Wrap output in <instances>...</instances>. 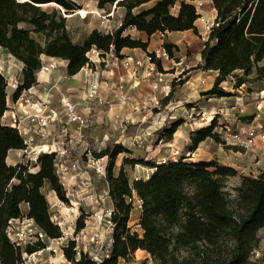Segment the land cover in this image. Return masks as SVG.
<instances>
[{
    "label": "trees",
    "instance_id": "16d2710c",
    "mask_svg": "<svg viewBox=\"0 0 264 264\" xmlns=\"http://www.w3.org/2000/svg\"><path fill=\"white\" fill-rule=\"evenodd\" d=\"M215 18L199 51L202 71L214 72L206 96L225 97L220 84L233 79V87L246 82L264 81V0H210ZM125 6L121 25L112 33L91 30L79 43L71 40L65 25V14L73 12L72 0H0V49L20 65L21 80L13 92V101L22 91L36 84L40 57L65 62L67 77L76 75L87 63V53L95 50L104 56L112 53L119 59L123 49L146 51L147 43L123 35L128 28L147 36L156 33L194 31L199 18L195 8L179 2L173 15L174 0H100ZM151 3L148 8L144 4ZM54 5L50 11L42 6ZM136 8L137 12L132 13ZM169 57L171 44L164 46ZM252 76V78H249ZM181 81L179 84H182ZM6 80L0 74V264H17L18 251L7 240V222L25 215L48 237L57 238L60 230L50 220L49 205L42 193L46 187L54 196L68 203L65 188L56 170L54 154H40L29 171L28 165H7L10 151L24 149L17 130L2 123L7 110ZM173 89L159 105L164 107L172 98ZM252 117H243L250 123ZM183 123L181 119L164 127L159 141H170ZM215 120L209 126L191 132L189 152L205 140H212L233 152H243L225 145L213 132ZM128 153L121 144L107 146L95 159L106 158L104 180L111 206L110 245L100 262L80 252L77 261L70 242L65 256L74 264H119L129 262L138 250L147 254L154 264H256L253 253L258 250L264 233V169L255 177L239 176L233 195L224 190L223 178H233L238 172L216 161L187 162L184 157L166 164L147 163L153 168L146 180L130 183L123 168L133 166L136 159H123V165L113 174L115 159ZM134 192L141 201L138 218L140 233L128 227L133 205L126 200ZM26 210L23 211L22 207ZM84 214L75 220V231L84 228Z\"/></svg>",
    "mask_w": 264,
    "mask_h": 264
},
{
    "label": "rangeland",
    "instance_id": "374dc122",
    "mask_svg": "<svg viewBox=\"0 0 264 264\" xmlns=\"http://www.w3.org/2000/svg\"><path fill=\"white\" fill-rule=\"evenodd\" d=\"M99 1L100 0H72L74 8L72 13L65 14L64 11L60 10L61 16L65 18V25L73 42H81L86 37L88 32L93 29H97L105 34L106 32L112 33L116 30L117 24L122 22L126 11L125 6H118L115 5V3L106 2L102 8H99ZM174 1L177 2L178 0ZM200 1L202 3V7L196 11L199 18L195 21L194 31L184 33H156L148 39L149 50L159 45H162L163 47L166 44L172 45L170 50V60L163 61L162 65L159 64L158 66L159 71L167 73L164 75V79L167 82L166 84L169 85L170 91L173 89L172 98L164 107L161 108L159 102L169 93L165 96L163 92H160L158 87L156 90H153L152 84L150 82H146L147 86L143 87V90H150L152 91V94L143 92L140 93L141 96L148 98V101H146L147 104L145 109H138L137 112V114L142 113L144 116L141 117V115H138V117L133 116L134 118L131 117L122 120L115 119V122L111 121V127H113V125H120L118 130L119 132L109 130L108 134L105 136L101 131L104 128L110 127L108 123L110 121L107 118L103 119L102 117H105L111 109L105 105L98 106L95 102H89L83 98L81 95L83 92L81 84L76 91H68V89H65L63 92L72 102L77 103L79 112L87 117L88 125L80 130H77L73 126H69L67 127V134L60 135L53 141L61 143V146L66 144L72 145V148H67L65 156L57 161L59 163L56 165L57 174L60 179H63L61 181H64L65 184L64 188L68 198V203H63L54 195L50 196L47 193V188H43L42 193L49 205L51 217L54 216L52 217V221L55 223L60 222L63 228L66 229L67 227L70 228L75 225V220L81 213L88 218L86 219L87 224H85V229L89 233V237L93 235L94 237L97 236V238H94V241L92 242H89L88 239L87 242L80 244L79 248L81 251L85 248L86 251H89L91 254H95L97 252L98 255L104 257L106 252L105 250L110 242V234L107 233V225L105 221L97 220L95 217L96 213H103L105 210L111 208L107 196L103 194L106 188L104 175L107 159L104 158L103 160L102 158L100 161L98 160L99 162H97V165L93 164L91 161L96 160L93 156L94 153L99 152L107 146L117 143L121 144L126 150L127 148L130 149L129 151L127 150L128 153H122L117 156L115 159L113 174H117L119 168L123 165L124 158L136 159L138 163L133 166H123L131 183L139 179L145 180L146 176L150 175L149 169L151 168L147 165V163L154 160L152 158L153 155H157L156 158H158V162L163 155L164 150L167 149L169 145H171L174 149L179 150L180 155H182L181 157H186L184 160H188L191 163H196L198 161H216L218 163L221 155H223V153L228 154L229 150L225 149L220 144H215L210 139L200 143L193 152H189L190 134L191 132L197 130L196 128L201 124H203L201 128L209 126L211 121L215 120L217 117L216 122L220 123L218 128L219 133H215H218L222 140L224 137L223 130L226 129L223 126H228V123L222 120V115L230 114L232 115V118H235L237 122H240L238 123L237 128L228 127L231 132L245 129L248 125L252 124L251 122L247 123L242 121V118L244 117L242 115L244 113L240 111V108H243L246 104L250 103H252L251 107H254L255 102L253 99L255 94L264 90V88H258L255 82L249 81L241 85L240 88H235L233 87V79L228 78L225 81L226 84H223L222 86L225 88L223 91H227L229 94H226L225 97L221 98L206 96L202 91H193L191 89L192 86L188 83L185 84L186 86L184 88L182 87L181 91H179L181 86L186 81L194 84L199 82L201 84L200 86L203 87V85L207 84V82L211 79V77L209 78L208 76H212L210 73H202V71L197 69L195 66L198 62L197 58L199 51L206 39V34L214 21L211 17L209 4L207 2L208 0ZM150 5L151 3H147L142 7L148 8ZM53 8H56V6H42V9L47 11H50ZM176 9V7H171L170 13L174 15L177 11ZM136 12L137 9L133 8L132 13ZM108 13H112L110 18L105 19L108 21L101 23L100 17L105 16ZM136 32L137 31L135 29L128 28L123 32V35H129L130 37L136 38L139 37V34H136ZM142 39L145 40L146 38L143 36ZM178 64H181V66H177ZM17 76V72H15V77H13L12 80L17 82L20 81ZM249 78H252V76H249ZM63 79L66 78L64 77ZM181 81L184 82L179 84ZM230 92H232V94ZM133 94V92H130L131 96ZM245 94L246 97L244 96ZM108 95L112 98L113 93H108ZM241 95L245 98H243V104L239 108V106L236 105V98ZM32 96L33 94L28 95L30 102L37 101H33ZM149 96H151V98H149ZM212 99L220 100L222 102V107L219 108L216 104L217 102H214ZM128 101L124 102L123 105L127 104ZM203 101H208L205 102V107H208V105L213 103L211 106L214 108L210 110L207 109L208 111L204 112V106H202ZM93 105H95V107H93ZM24 108L28 110L29 113H33L30 112L32 110L31 106L25 104ZM178 119H181L183 123L173 133L171 140L167 142L159 141L158 137L161 135L163 128ZM120 128H122L123 131H121ZM215 130L216 129H213V132ZM187 153L191 154L187 157ZM179 159L181 158H178L177 160ZM88 160L89 163L88 166H86L85 164ZM33 164L34 163H31L29 165L32 171ZM96 169H98L100 173H97ZM249 174L250 177H253L254 175L252 171L249 172ZM239 176L241 175L238 173V175L234 178L222 179L224 190L231 195L234 194L232 189L235 187V181L237 177L239 178ZM72 177L76 178L79 182L82 181L84 186H81L80 183L78 186L75 183H70ZM74 190H77L78 193H75ZM91 190L93 193H91ZM52 200L60 202V205L53 206V203L51 202ZM139 212L140 209H138L136 205H133L131 217L128 221V227L136 233H140V229L137 225ZM259 235L261 237L258 248L260 255L258 258L253 259L258 260L256 264H264V233L261 232ZM119 264L154 263L144 252H137L133 254V257L129 262L120 260Z\"/></svg>",
    "mask_w": 264,
    "mask_h": 264
},
{
    "label": "built area",
    "instance_id": "2783aa9c",
    "mask_svg": "<svg viewBox=\"0 0 264 264\" xmlns=\"http://www.w3.org/2000/svg\"><path fill=\"white\" fill-rule=\"evenodd\" d=\"M179 2H185L191 4L195 10H199L202 7L200 0H178L174 1L173 8L178 9ZM176 9V10H177ZM112 13H108L105 16H99L101 18V23H104L110 18ZM121 25L118 23L116 29ZM107 33V32H106ZM111 33V32H109ZM95 57V58H94ZM113 59V61L119 65L117 70H121V75L117 79L116 83V99L120 103L128 101L127 97L123 94L125 84L137 80L139 77L142 80H146L152 84V89L156 90L158 87L160 92H163L166 96L169 92V85H167L164 75L167 73L159 71V64L162 65L163 61L170 60V57L164 47L159 45L154 47L149 51H145L141 58H117L112 51L109 53L101 54L95 50H91L90 53H87L88 63L82 69V85L83 92L82 96L89 102H95L96 105L102 106L106 104V99L102 94L101 82L99 80L100 71L95 67L97 63H105L107 58ZM62 61L59 59L50 60L45 62L40 57V68L36 73L37 79L40 75L52 73L61 70ZM141 69L140 75L138 76V71ZM0 74H4V69L0 64ZM4 76V75H3ZM5 78V77H4ZM21 80V79H20ZM39 81V79H38ZM20 81L6 80V86L13 92L17 89ZM37 84V80H36ZM49 84V83H48ZM158 84V85H157ZM224 83L220 84V88L224 90L222 86ZM51 87L57 88V82L51 84ZM50 88V87H49ZM49 88H44L47 92ZM32 87L28 90L22 91L18 98L12 102V105L7 107V116L11 120V127L15 128L23 140L24 149L19 150L21 155V164L30 165L35 163L37 157L40 154H54L56 165L59 163L61 158L65 156L67 148H72V145L66 144L61 146V143L50 142L48 144H39L36 143L34 137L40 139L49 136L48 128L53 123L60 122L62 124L60 134L65 135L67 133V127L73 126L77 130L85 128L88 125V119L85 115L81 114L77 109V106L72 102L68 97L65 96V93L61 92L59 97V104L62 109V114L51 107H49L44 101L37 100L35 102H30L28 95H31ZM246 97V94L244 95ZM243 95L236 98V105L242 106ZM153 99V98H152ZM253 101L255 102V108L257 111L263 109L264 106V90L259 91L255 94ZM27 104L31 106L32 112L29 113L28 110L24 108V105ZM4 115V114H3ZM23 123H25L23 125ZM123 131V129H120ZM223 141L226 145L234 146L239 149H242L245 155L250 154L252 148L255 147L257 141H262L264 143V122L255 125L250 124L245 129H240L238 131H230L228 128L223 130ZM191 153H187V157ZM180 155V151L174 149L171 145L164 150L163 155L157 162V164H166L171 161H177L178 158H183ZM102 159V158H101ZM186 159V157L184 158ZM188 159V158H187ZM100 159L92 160L91 163L96 164ZM189 162L188 160H186ZM86 162V166H88ZM29 171H32L29 166ZM150 174L153 171V168L149 169ZM97 173H100L96 169ZM149 175L146 176V179ZM145 179V180H146ZM66 192V191H65ZM126 200L131 202L132 205H136L138 209L141 208V201L138 200L134 192H131V196L127 197ZM53 206L60 205V202L53 201ZM50 220L52 221V216L50 214ZM111 208L105 210V212H98L95 214L97 220L105 221L107 225V233H111V223H110ZM87 217L84 218V228L80 231H75V225L70 228H63L60 222L55 223L60 230V236L57 238H50L45 233H43L33 222L32 219L22 215L19 218L11 219L7 222V225L4 229L5 236L9 243L18 251V261L17 264H74L72 260H69L65 254L64 249L68 246L70 242L73 243V251L75 252V260L77 261L78 256L81 253L86 254L90 260L95 262H100L101 255L91 254L89 251H86L84 248L83 251L80 250V244L83 242L94 241L93 235L89 237V233L85 229V224H87ZM99 222V221H97ZM110 242L108 243V247ZM107 249L105 250L104 256L107 254ZM259 250H255L253 253L254 258L259 257Z\"/></svg>",
    "mask_w": 264,
    "mask_h": 264
},
{
    "label": "crops",
    "instance_id": "0c3cea01",
    "mask_svg": "<svg viewBox=\"0 0 264 264\" xmlns=\"http://www.w3.org/2000/svg\"><path fill=\"white\" fill-rule=\"evenodd\" d=\"M207 2L209 4V9H210L212 20H214L215 10L212 7L211 1L208 0ZM212 24H213V22H212ZM184 32H187V31H184ZM184 32H174V33H184ZM137 33L139 34V37H136V38L131 37V38L139 39L143 43H147L146 51H149L148 39H150L154 35L147 36V35L140 33V32H136V34ZM143 36H144V38H146L145 40L142 39ZM144 52L145 51H142L140 49H123V50H121L120 55L123 58H125V57L141 58L142 55L144 54ZM42 59L45 62H48L51 59L55 60L54 58H50V57H46V56H42ZM0 60H1L0 64H1L2 68L4 69L3 75L5 77V80H8V79L12 80L13 77H15V72H17L18 79L19 80L21 79V75H20L21 65L12 56L7 54L2 49H0ZM197 60H198V62H197V65H198L200 63L199 55H198ZM59 61H62L61 70L40 75L38 78L39 81H38L37 76H36L37 84H35L32 87L31 93L33 94V96H32L33 101L40 99V100L44 101L49 107L57 110L59 112V114H62V109H61L60 104H59L60 94H61V92H64L65 89H68V91H76L78 89V87L80 86V84L82 85V69L83 68L73 77H67L65 74V62L63 60H59ZM197 65H195V66H197ZM177 66H181V64H178ZM95 67L97 69H99V71L101 73L99 76V80L101 82L102 94H103L104 98L107 100L105 106H107L108 108L111 109V111L105 117L104 116L102 117L103 119L107 118L110 121V122H108L110 127L104 128L101 131L102 134L106 136V134H108L109 130L110 131L114 130V131L119 132L118 130H119L120 125L114 126L112 124L113 127H111V124H110L111 121L115 122L116 120L128 119V118H131L133 116L138 117V115H141V117H143L144 115L142 113L137 114V112H138V109L139 110L145 109L146 104H147L146 101H148V98L141 96L140 93L143 92V93L152 94V91H150V90L144 91L143 87L147 86L146 85L147 81L142 80L139 77H137V80H133V81L125 84V86H124L123 94L129 100L128 103L125 104L126 105L125 106V105H123V103L118 102L116 97H115L116 92H117L116 91L117 79L122 74L121 70L115 69V68H119V65H117L113 61V59L108 57L105 63H97V64H95ZM180 71H182V70H180ZM200 71H202V70H200ZM140 72H141V69L138 71V74H137L138 76L140 75ZM177 73H178V70H177ZM202 73L212 74V76H208L209 78L211 77V79L209 82H207V84H204L202 87V86H200L201 84L199 82L194 84V83H191L189 81H186L181 86V89L179 91H181L182 87L184 88L186 86L185 84H187V83L190 86H192L191 89L193 91L197 90L199 92L202 91L205 93L208 90H210L217 74L214 72H209V71H202ZM64 77L66 79H63ZM56 82H57V88L55 89V88L51 87V84L56 83ZM48 83H49V85H48ZM223 83L226 84V82H223ZM227 83H229V82H227ZM256 86H258V88H264V81L256 83ZM46 87L47 88L50 87L47 92L44 89ZM82 88H83V85H82ZM8 91H9V94H8ZM130 92H133L135 95L133 94L131 96ZM6 93H7V107H9L10 105H12V102H13V99H12L13 91L10 90L8 87H6ZM108 93L109 94L113 93L112 98L110 95H108ZM225 93L229 94V92H227V91H225ZM230 93L232 94V92H230ZM81 95H82V93H81ZM149 98H151V96H149ZM213 101L217 102L216 104L219 108L222 107V102L220 100L214 99ZM205 102H208V101H203L202 106H204L203 107L204 112L214 108L211 106V105H213V103L208 105V107H212V108L205 107V105H204ZM75 104L77 106V103H75ZM251 106H252V103L246 104V106H244L243 108H240L241 109L240 111L244 113L242 116L252 117V120H251L252 124L259 125V124L263 123L264 106H263V109L260 111H256L255 105H254V107H251ZM93 107H95V105H93ZM77 109H78V107H77ZM30 112H32V110ZM235 112H237V111H235ZM228 113H231V112H228ZM222 116H223L222 120L225 121L226 123H228V126H223L224 128H228V127L229 128H233V127L237 128L238 127V123H240V122H237L235 120V118H232L231 117L232 115L226 114V115H222ZM216 120H217V117L215 118L214 129H216V130L214 132H218V130H219L218 128H219V124H220V123L216 122ZM2 123L7 125V126H11V120H10V118H8L6 111L2 117ZM24 124L25 123H23V125ZM202 126H203V124L199 125L196 129H200ZM61 127H62V124L60 122L53 123L48 128V130H49V136L48 137H44V138L40 139V138L35 136L34 140L36 141V143H39V144H48L50 142H53L54 139H57V137L61 135L60 134ZM189 132H190V130H189ZM117 134H120V133H117ZM74 138H76V137H74ZM127 150L129 151L130 149L127 148ZM156 157H157V155H153L152 158L154 160L151 161L150 163L156 164L157 159H158ZM103 160H104V158H103ZM6 162H7V165H9V166L21 164L22 161H21V155L19 154V150L10 151L7 154ZM218 163L220 165L233 168L241 176H250L249 172L252 171V173L254 174L253 177H255L259 173V171L264 169V143L261 141H258L256 143V146L252 148V151L250 152V154H247V155H245L244 152H242V153L241 152H233V151L229 150L228 154L223 153V155H221L220 161H218ZM36 170H37V168H33V171H36ZM66 177H68V176H66ZM61 180H63V179H61ZM80 180H82V179H80ZM235 182H236L235 186H237L239 183L238 177H237ZM62 183H63V186H65L64 181H62ZM70 183H73V184L75 183L77 186L80 183L81 186L82 185L84 186L82 181L79 182L74 177H72ZM44 188H46V187H44ZM74 191H75V193H78L77 190H74ZM47 193L50 196L54 195L52 192H50L48 190H47ZM91 193H93L92 190H91ZM103 194L107 196V184H106V188H105V191L103 192ZM107 198H108V196H107ZM51 202H53V200ZM22 210L25 211L26 207L23 206ZM137 252L142 253V251H140V250H138ZM137 252H135V253H137Z\"/></svg>",
    "mask_w": 264,
    "mask_h": 264
}]
</instances>
